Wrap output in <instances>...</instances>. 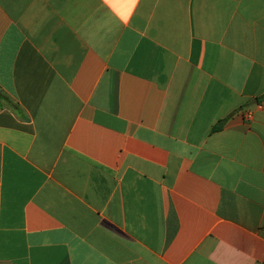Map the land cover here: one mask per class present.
Instances as JSON below:
<instances>
[{
    "label": "crops",
    "instance_id": "1",
    "mask_svg": "<svg viewBox=\"0 0 264 264\" xmlns=\"http://www.w3.org/2000/svg\"><path fill=\"white\" fill-rule=\"evenodd\" d=\"M0 264H264V0H0Z\"/></svg>",
    "mask_w": 264,
    "mask_h": 264
},
{
    "label": "trees",
    "instance_id": "2",
    "mask_svg": "<svg viewBox=\"0 0 264 264\" xmlns=\"http://www.w3.org/2000/svg\"><path fill=\"white\" fill-rule=\"evenodd\" d=\"M222 125H223V122H219V124H217L216 126L213 127L212 131L213 132L219 131L221 129Z\"/></svg>",
    "mask_w": 264,
    "mask_h": 264
}]
</instances>
